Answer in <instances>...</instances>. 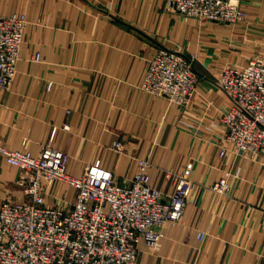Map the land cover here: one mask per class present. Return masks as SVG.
<instances>
[{
	"label": "crops",
	"instance_id": "crops-1",
	"mask_svg": "<svg viewBox=\"0 0 264 264\" xmlns=\"http://www.w3.org/2000/svg\"><path fill=\"white\" fill-rule=\"evenodd\" d=\"M240 6L247 26L183 19L162 0H0V14L23 12L27 20L12 83L0 89L1 145L37 156L49 142L66 154L67 174L97 163L119 183L147 158L148 183L165 194L172 183L163 170L192 162L180 221L164 223L158 246L140 239L134 264H264V155L235 154L228 144L218 154L217 116L229 100L215 78L224 65L264 58V0ZM161 46L195 56L197 85L183 108L140 87ZM117 139L121 153L111 149ZM223 170L231 188L220 197L209 185ZM19 176L0 156V203L26 198ZM44 195L65 207L75 189L48 181Z\"/></svg>",
	"mask_w": 264,
	"mask_h": 264
},
{
	"label": "built area",
	"instance_id": "built-area-1",
	"mask_svg": "<svg viewBox=\"0 0 264 264\" xmlns=\"http://www.w3.org/2000/svg\"><path fill=\"white\" fill-rule=\"evenodd\" d=\"M241 0H162L163 8L183 19L247 26L250 16ZM23 12L0 14V89L8 90L23 38ZM32 58L39 59L34 53ZM195 56L158 47L148 60L142 90L184 107L197 85ZM228 97L217 120L222 138L218 154L228 144L235 154L264 155V58L253 57L243 66L224 65L215 78ZM46 89L52 87L48 81ZM111 149L124 150L120 140ZM0 156L16 166L24 200L0 203V264H134L141 239L159 245L166 221L179 222L191 187L192 162L182 170H163L172 189L163 193L148 183L147 158L137 159V170L127 183L115 180L111 170L90 163L79 176L65 172L66 154L44 144L37 156L0 144ZM230 170L209 188L217 196L230 192ZM61 181L75 189L73 202L63 207L46 203L45 186ZM202 239L204 232L197 231Z\"/></svg>",
	"mask_w": 264,
	"mask_h": 264
}]
</instances>
